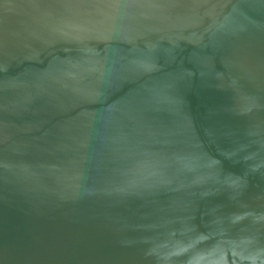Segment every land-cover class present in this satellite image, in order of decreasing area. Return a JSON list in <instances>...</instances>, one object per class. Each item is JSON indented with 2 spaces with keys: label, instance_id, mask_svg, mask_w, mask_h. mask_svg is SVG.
Masks as SVG:
<instances>
[{
  "label": "water",
  "instance_id": "obj_1",
  "mask_svg": "<svg viewBox=\"0 0 264 264\" xmlns=\"http://www.w3.org/2000/svg\"><path fill=\"white\" fill-rule=\"evenodd\" d=\"M0 264H264V0H0Z\"/></svg>",
  "mask_w": 264,
  "mask_h": 264
}]
</instances>
